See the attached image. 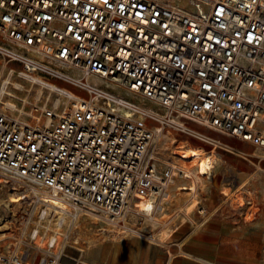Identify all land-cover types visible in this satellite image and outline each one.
Returning a JSON list of instances; mask_svg holds the SVG:
<instances>
[{"label": "built area", "instance_id": "2783aa9c", "mask_svg": "<svg viewBox=\"0 0 264 264\" xmlns=\"http://www.w3.org/2000/svg\"><path fill=\"white\" fill-rule=\"evenodd\" d=\"M8 63L48 91L27 111L2 100ZM190 123L264 149V0H0V170L42 206L0 264H93L82 210L119 225L144 198L160 212L181 176L157 156L164 131L223 148Z\"/></svg>", "mask_w": 264, "mask_h": 264}, {"label": "rangeland", "instance_id": "374dc122", "mask_svg": "<svg viewBox=\"0 0 264 264\" xmlns=\"http://www.w3.org/2000/svg\"><path fill=\"white\" fill-rule=\"evenodd\" d=\"M9 67L15 68L17 72L20 70L17 63L7 64L3 78L8 79L6 92L11 93V96L4 94L2 100H15L19 106L24 104V110L27 111L30 103L36 101L41 94L47 95L48 91L41 84L18 73L9 75ZM14 83L21 87L16 88ZM59 83L75 90L64 82ZM56 97L52 93L49 104ZM190 125L219 140L224 149L186 134L171 131L172 135L175 134L173 136L189 145H202L209 150H217L227 160L225 168L222 167L214 173L216 177L214 176L213 181L204 182V189H199L196 193L207 214L199 212L197 207L188 214L183 213L188 197L182 188L189 180L177 175L169 186V198L164 205L167 210L161 216L159 212L156 214L157 218H161L158 223L152 224L140 214L139 217H130L124 225H112L98 217L79 214L77 223L80 236L77 246L86 249L81 260L93 264H211L209 261L215 264H264V149L194 123ZM167 141L162 134L156 145L162 166L168 164L169 160L173 161L169 157V148L165 149L164 143ZM254 151L257 156L250 154ZM251 174L250 182L243 191L247 202L253 204L251 212L234 209L229 200L220 194V187L224 184L233 189L244 177ZM14 185L0 179V250L3 251L12 247L21 236L26 212L34 210L26 228L27 233L39 224L38 212L42 208L40 204L35 206L27 199L10 205L7 195ZM233 196H236L235 193ZM43 223L46 224L42 221ZM50 227H53L52 222ZM162 228L173 230L172 235L165 240H161L157 234ZM194 234L199 238L193 240ZM93 241L98 244L90 246ZM69 254L78 257L76 250H69ZM65 263L73 264L69 259H65Z\"/></svg>", "mask_w": 264, "mask_h": 264}, {"label": "bare ground", "instance_id": "6f19581e", "mask_svg": "<svg viewBox=\"0 0 264 264\" xmlns=\"http://www.w3.org/2000/svg\"><path fill=\"white\" fill-rule=\"evenodd\" d=\"M7 78H8V76H7ZM14 84L16 85V88L21 87L18 85V83L17 84L14 83ZM7 95L11 96V93L7 92ZM11 101L12 100L9 99L7 101H4V103H6L7 105L13 106L14 103H12ZM56 103H57V100L55 101V104ZM173 135H175V134H173ZM173 135H172L171 131L163 133V136L165 138H167V140H168L167 143H164V145H166V147L164 145L163 146L165 147V149L169 148V157H171L173 160V161H170V160L168 161V159H167L168 163H170L171 166H174L175 168H178L180 171H182L181 177L184 178V180L185 179L189 180V183H187L186 185H183L184 187L182 188V190L187 192L186 196L188 197L187 203L184 206V212L183 213L188 214V213H190V211H192V209L197 207L199 212L207 214L206 209L202 205V203H201L200 199L197 197L196 193L199 191V189H201V190L204 189L202 187L204 182H206L207 180L213 181V178L216 177V174L214 175V173H216L217 171H220V168H222V167L225 168V166H226L225 164H227V160L225 159L223 154L218 152L217 150H209L207 148H204L202 145H198V146L189 145L186 141L179 140ZM231 148H233V147H231ZM250 154L253 156H257L256 151L251 152ZM177 174L178 173L174 172V175L177 176ZM0 176H1L0 179L2 180V182H5V183L11 182V183L15 184L14 187H12L10 189L11 191L7 195V199H8V202L10 205L14 204V203H21L22 200L26 199V196L29 194L28 192L30 191L29 190L30 187L28 185L23 184L22 182H19L15 179H12L7 173L3 172L2 170H0ZM176 176L171 180V183L174 182V179L176 178ZM251 176H252V174L248 175L247 177H244L240 181V183L236 187H234L233 189H230L227 185H224V184L221 185L220 194H222L223 198L226 197V199L229 200L230 204L233 206L234 209L247 210V212H251V208H252L253 204L251 205L250 202H247V200L245 199V197L243 195V191L246 190L245 187L250 182L249 179ZM178 185L175 186L176 189H177ZM21 188H23L22 191H19V189H21ZM25 192L27 194H24ZM234 193L236 196H233ZM170 198H172V197L170 196ZM44 199H46L47 205L54 210L60 211L61 208L62 209L63 208L68 209L66 202L59 197L45 196ZM254 200H256V199H254ZM167 201H168V199H167ZM135 210L137 212H140L141 215L146 220L151 222L152 224L158 223L157 221L159 219H161V218L156 217L157 212L155 211V205L150 198H144V199L137 201ZM166 210L167 209L165 208V206H163L162 210L159 212L160 216L163 213H165ZM82 211L85 214H89V215L98 217V215L95 212H92L90 210H82ZM179 215H181V214H179ZM112 225H118V224L113 223ZM23 226H24V224H23ZM159 231H160V233H159ZM172 233H173V230L171 228H162L161 230H158V232H157V234L161 240H165V239L169 238L172 235ZM78 236H80V234ZM13 244H15V243H13ZM97 244L98 243L93 241L89 245L94 246ZM87 247H88L87 249H89V246H87ZM81 249L83 250V253L86 250L84 247H82ZM209 263L215 264V263L210 262V261H209Z\"/></svg>", "mask_w": 264, "mask_h": 264}, {"label": "crops", "instance_id": "0c3cea01", "mask_svg": "<svg viewBox=\"0 0 264 264\" xmlns=\"http://www.w3.org/2000/svg\"><path fill=\"white\" fill-rule=\"evenodd\" d=\"M191 234V233H190ZM199 238V236L198 235H196V234H194V236L192 237V239L194 240V239H198ZM169 262H167V264H168Z\"/></svg>", "mask_w": 264, "mask_h": 264}, {"label": "snow or ice", "instance_id": "6c2138e0", "mask_svg": "<svg viewBox=\"0 0 264 264\" xmlns=\"http://www.w3.org/2000/svg\"><path fill=\"white\" fill-rule=\"evenodd\" d=\"M74 2H75V0H74ZM104 3H107V0H104ZM210 39H211V37H209ZM203 170V169H202Z\"/></svg>", "mask_w": 264, "mask_h": 264}]
</instances>
